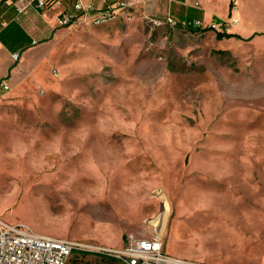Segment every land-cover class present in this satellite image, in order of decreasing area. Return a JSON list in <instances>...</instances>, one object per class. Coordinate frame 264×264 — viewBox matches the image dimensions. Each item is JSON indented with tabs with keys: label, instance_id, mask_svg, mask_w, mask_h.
<instances>
[{
	"label": "rangeland",
	"instance_id": "374dc122",
	"mask_svg": "<svg viewBox=\"0 0 264 264\" xmlns=\"http://www.w3.org/2000/svg\"><path fill=\"white\" fill-rule=\"evenodd\" d=\"M123 1L132 20L64 27L0 97V220L75 243L68 264H121L103 252L130 236L243 259L238 235L264 232V0H197L207 21H239L221 32Z\"/></svg>",
	"mask_w": 264,
	"mask_h": 264
},
{
	"label": "crops",
	"instance_id": "0c3cea01",
	"mask_svg": "<svg viewBox=\"0 0 264 264\" xmlns=\"http://www.w3.org/2000/svg\"><path fill=\"white\" fill-rule=\"evenodd\" d=\"M38 1L0 2V97L9 93L3 90L4 83L10 85L11 92H16L34 77L38 68L45 63V58L41 60L37 56L46 50L49 42L65 30L58 21L61 13L73 12L79 2L84 6L93 5L98 9H106L118 3V0H45V8H40ZM129 2L134 4L136 12L148 13L156 18L165 19L173 15L182 21L202 20L205 24L214 20L213 17L208 21L204 18V9L197 0H129ZM237 12L236 8L234 13ZM238 25L239 21L232 28ZM14 54H19L17 61L13 59ZM232 231H229L228 238ZM260 231L257 233L252 229L242 230V234L238 236L243 241L245 255L243 259H227L228 264H264V252L253 256L249 249L258 243L260 244L258 247H262L264 232ZM221 263L224 262H219Z\"/></svg>",
	"mask_w": 264,
	"mask_h": 264
},
{
	"label": "built area",
	"instance_id": "2783aa9c",
	"mask_svg": "<svg viewBox=\"0 0 264 264\" xmlns=\"http://www.w3.org/2000/svg\"><path fill=\"white\" fill-rule=\"evenodd\" d=\"M7 1V0H0ZM45 0H39L38 6L45 8ZM130 4L118 0L116 5L106 9H98L93 5L84 6L77 3L73 12L59 15V24L62 27H73L77 24L101 26L114 21L122 13L126 21L132 20ZM156 25L166 26L175 30L179 25L183 30L209 28L216 32L228 31L231 26L237 25L238 20L221 24L212 21L205 24L202 20L182 21L173 16H167L164 21L152 20ZM17 61L19 54H14ZM5 92L10 91L8 83L3 84ZM77 245L61 239H53L33 233L23 225L7 224L0 220V264H68ZM103 256L113 258L121 264H205L177 260L168 257L162 252L161 244L157 240L139 239L130 236L126 245L120 250H105Z\"/></svg>",
	"mask_w": 264,
	"mask_h": 264
},
{
	"label": "trees",
	"instance_id": "16d2710c",
	"mask_svg": "<svg viewBox=\"0 0 264 264\" xmlns=\"http://www.w3.org/2000/svg\"><path fill=\"white\" fill-rule=\"evenodd\" d=\"M232 7L235 8V4H234V3L232 4ZM214 21L219 22V21H217V20H214ZM219 23H221V24H225V22H219ZM192 30H193L194 32H196V31L199 30V29H197V30H196V29H192ZM219 37H221V36H219ZM102 257H103V258H107L106 256H102Z\"/></svg>",
	"mask_w": 264,
	"mask_h": 264
}]
</instances>
